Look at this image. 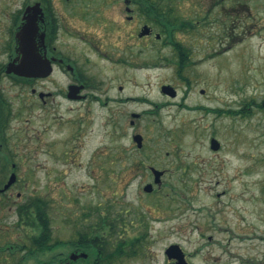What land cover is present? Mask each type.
<instances>
[{
    "label": "rangeland",
    "instance_id": "rangeland-1",
    "mask_svg": "<svg viewBox=\"0 0 264 264\" xmlns=\"http://www.w3.org/2000/svg\"><path fill=\"white\" fill-rule=\"evenodd\" d=\"M26 2L0 0L9 15ZM54 3L65 15L81 1ZM170 4L181 43L163 34L127 42L116 28L118 63L96 54L79 60L95 80L93 102L69 101L70 77L58 70L36 85L54 93L47 103L29 83L0 80L9 170L14 162L21 201L41 197L58 236L104 235L114 253L108 264H172L171 244L189 264H264V0L163 1ZM69 20L81 34L85 24ZM63 31L61 48L76 43L79 34ZM156 168L164 171L159 185Z\"/></svg>",
    "mask_w": 264,
    "mask_h": 264
},
{
    "label": "flooded vegetation",
    "instance_id": "flooded-vegetation-1",
    "mask_svg": "<svg viewBox=\"0 0 264 264\" xmlns=\"http://www.w3.org/2000/svg\"><path fill=\"white\" fill-rule=\"evenodd\" d=\"M79 1L81 3L73 5L65 15L55 5L54 0L26 2L18 11L10 15L6 5L0 4V56L4 57L0 62V80L9 78L16 83H29L32 86V93L42 103H47L54 93L44 88L40 89L36 85L48 80L53 72L58 70L70 77L66 90L63 91L69 101L93 102L98 99V96L91 92V89L95 88L94 83L91 82L95 80L87 74L85 67L79 64V60L92 59L96 54L114 61L112 56L119 54L113 51L115 44L111 42L116 28L121 30L127 42L130 38H137L150 43L149 41L154 38L161 39L162 34L166 43L182 42L173 34V27L170 25H161L162 31H157L156 27L161 23L155 21L157 12L153 11V8L157 5L151 4V0H123L124 3L121 5L100 4L97 3L99 0ZM29 6L34 7L29 14L37 23L34 27L33 56L41 58L44 63L52 67L51 72L46 76L35 74L26 77L7 70L8 64L21 56L17 33L24 23L26 9ZM169 6L167 12L175 11V4ZM6 15L10 16L9 22ZM69 17L73 21L79 19L85 24L86 27L81 34L76 33L77 31L74 30L76 27ZM63 29L70 34H79L76 43H68L63 48L60 47ZM77 30L80 31L79 28ZM6 52H9L7 57H5ZM118 60L117 57L115 62L118 63ZM38 71L37 69L36 73ZM120 88L122 89V86ZM7 107L3 88H0V264L111 263L114 253L108 247L109 242L102 237L104 235L92 236V229L90 231L78 229L72 238L60 237L59 227H56L53 221L52 212L33 210L42 200L41 197L28 199L25 202L20 200L23 197V192L17 190L21 188L22 183L20 173L16 171L14 162L11 171L7 164L9 155L13 153V150L7 147ZM132 114H137L136 119L141 116V113ZM13 174L15 181L10 183ZM155 189L153 186L152 190L147 192L152 193ZM15 190H17L16 196H14ZM43 200L48 203L46 199ZM43 219L47 220L46 228ZM86 253L88 256H85Z\"/></svg>",
    "mask_w": 264,
    "mask_h": 264
},
{
    "label": "water",
    "instance_id": "water-1",
    "mask_svg": "<svg viewBox=\"0 0 264 264\" xmlns=\"http://www.w3.org/2000/svg\"><path fill=\"white\" fill-rule=\"evenodd\" d=\"M31 10H34L33 6H29L26 9V16H24V23L21 29L17 33V40L19 43V49L21 51V56L18 59L11 61L8 66V72H15L20 76L32 77L35 74L38 76H46L48 75L52 67L50 64L44 63L41 58H35L33 56V48L34 46V27L36 26V19L34 17H30ZM39 70L36 73V70ZM75 90H72L74 92ZM162 91L171 95H176V90L171 85H163ZM137 115V114H135ZM135 140L138 141L139 146H142V135L137 134L135 135ZM212 148L218 150L220 148V142L213 138L212 139ZM155 175V183H160L162 181V175L164 171L159 169H154ZM15 181V175L13 174L10 178V183ZM9 186V185H8ZM153 188V184L145 185V191H151ZM166 254L170 259H175L172 264H189L188 260L186 259L185 253L179 244H171L166 249ZM85 256H88L86 253Z\"/></svg>",
    "mask_w": 264,
    "mask_h": 264
},
{
    "label": "trees",
    "instance_id": "trees-1",
    "mask_svg": "<svg viewBox=\"0 0 264 264\" xmlns=\"http://www.w3.org/2000/svg\"><path fill=\"white\" fill-rule=\"evenodd\" d=\"M151 4L157 5V7H154L153 8V11H156L157 12V20H158V22L159 23H162L164 25L166 24L167 26H169V25L172 26L171 25L172 24V18H169L170 13L167 12L169 9H167V7L163 5L162 0H157V1L151 0ZM151 13H153V12H151ZM159 15H162V17H160ZM165 21H167V23H165ZM177 45L179 46V44H176V46ZM179 52L182 53L181 55H184L183 62H184L185 59L187 60L186 54L184 52V49L181 48V47H179ZM183 65L185 66L186 63H183ZM183 65H181L180 68H183ZM37 206H38L37 212H43L42 208L39 207L38 203H37ZM43 221H44V227L46 228L47 227V220L46 219H43Z\"/></svg>",
    "mask_w": 264,
    "mask_h": 264
}]
</instances>
